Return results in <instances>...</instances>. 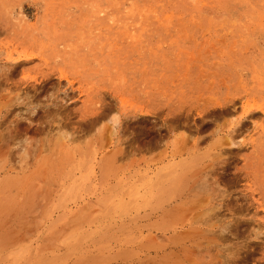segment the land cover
Wrapping results in <instances>:
<instances>
[{"label": "rangeland", "instance_id": "obj_1", "mask_svg": "<svg viewBox=\"0 0 264 264\" xmlns=\"http://www.w3.org/2000/svg\"><path fill=\"white\" fill-rule=\"evenodd\" d=\"M0 264H264V0H0Z\"/></svg>", "mask_w": 264, "mask_h": 264}]
</instances>
